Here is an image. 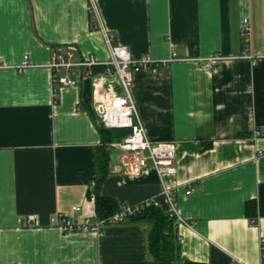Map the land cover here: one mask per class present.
Segmentation results:
<instances>
[{
    "label": "crops",
    "instance_id": "1",
    "mask_svg": "<svg viewBox=\"0 0 264 264\" xmlns=\"http://www.w3.org/2000/svg\"><path fill=\"white\" fill-rule=\"evenodd\" d=\"M110 43L157 61L176 53L136 68L132 90L148 138L176 145L177 173L164 180L184 219H176L180 260L264 264V130L252 138L264 126V0H0V264H172L150 256L146 223L65 232L54 221L59 213L100 219L102 137L91 80L53 82L49 62L70 46L76 59L104 60ZM112 132L120 139L129 130ZM108 150L101 194L121 208L154 200L169 210L155 170L127 174L121 150ZM30 213L35 223L19 222Z\"/></svg>",
    "mask_w": 264,
    "mask_h": 264
},
{
    "label": "built area",
    "instance_id": "2",
    "mask_svg": "<svg viewBox=\"0 0 264 264\" xmlns=\"http://www.w3.org/2000/svg\"><path fill=\"white\" fill-rule=\"evenodd\" d=\"M241 34L243 42L248 45L251 41L252 26L248 17L243 18ZM110 41V39H109ZM253 61H256L252 54H248ZM218 58L212 55L208 60ZM176 59V53L169 58L157 61L148 55L135 56L127 46L119 43H110L109 56L100 60L95 56L76 59L75 47H68L65 50H54L49 62L52 72L53 82L63 85H76L81 79L89 78L92 82V103L91 109L99 119L100 123L109 129H128L129 132L123 138L114 139L111 146L121 150L120 160L127 174H148L155 170L163 180V192L169 203V211L178 221H184L180 216L176 203L171 196V188L165 183L167 174H176L178 170L176 158V145L173 142H152L146 133L138 112L136 102L133 97L134 70L138 67L147 68L151 64L166 63ZM206 64L205 66H207ZM0 66L2 59L0 56ZM82 66L84 70L78 74L77 78H70L68 74H61L63 68ZM100 66V70L95 67ZM264 126L256 127L252 133V138L262 134ZM188 190L187 193H190ZM157 204L154 200H146L137 205H128L120 208L116 214L108 219H98L92 221L87 218L79 221L74 217L57 214L55 222L65 232H87L99 231L101 225L108 220L123 221L129 214L135 213L142 203L149 205ZM80 206H74L77 211ZM24 224H33L37 220L36 213H30L26 217L18 218ZM264 244V238L262 240Z\"/></svg>",
    "mask_w": 264,
    "mask_h": 264
},
{
    "label": "trees",
    "instance_id": "3",
    "mask_svg": "<svg viewBox=\"0 0 264 264\" xmlns=\"http://www.w3.org/2000/svg\"><path fill=\"white\" fill-rule=\"evenodd\" d=\"M102 145L97 154V179L95 183V211L100 219H108L121 208L118 201L111 196L101 194L100 188L109 173L108 145L115 139L113 129L99 124ZM250 132L243 131L240 134L250 136ZM257 204L248 201L246 204L247 215L251 218L257 216ZM137 223H146L149 227L148 249L150 256L155 261H167L172 264H206L204 262L186 260L181 261V241L178 236L177 220L169 210H165L158 204L142 203L139 209L125 219ZM124 221V220H123Z\"/></svg>",
    "mask_w": 264,
    "mask_h": 264
}]
</instances>
